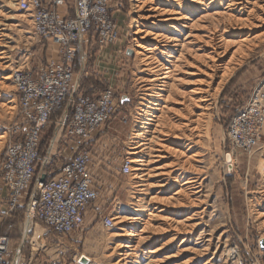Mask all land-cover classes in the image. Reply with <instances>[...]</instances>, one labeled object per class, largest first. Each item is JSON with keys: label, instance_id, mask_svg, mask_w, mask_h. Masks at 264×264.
Instances as JSON below:
<instances>
[{"label": "rangeland", "instance_id": "374dc122", "mask_svg": "<svg viewBox=\"0 0 264 264\" xmlns=\"http://www.w3.org/2000/svg\"><path fill=\"white\" fill-rule=\"evenodd\" d=\"M16 2L0 0V51L6 53V59H0V164L7 143L17 137L14 132L22 123L12 71L54 63L59 53L56 45L35 37L31 16L20 11ZM136 5L135 0H109L118 39L105 46L93 36L91 47L75 54L77 89L51 116L46 130L52 133L53 123L70 108L71 100L79 95L96 97L107 89L113 92L117 106L112 119L89 140L59 138L58 132L50 143L48 136L42 138L41 155L48 161L42 169L46 178H54L78 150L88 151L96 198L77 231L57 236L27 217V194L10 213L16 214L5 216L10 208L0 180V237L10 238V264H80L81 256L90 260L88 264H141L146 252L157 249L152 254L154 264H264V119L250 154L233 147L228 132L232 121L252 103L260 105L264 118V27L255 30L256 38L238 45L227 33L233 23L222 15L227 0L208 13L200 11L191 22L184 20L178 28L181 34L169 32L159 18L155 27H149L164 38L152 53L151 66L144 67L136 42L139 37L134 33ZM210 37L215 39L214 46L227 48L220 70L215 68L214 78L207 82L212 69L204 54L210 52ZM224 39L230 41L228 46ZM143 45L154 48L150 40ZM105 48L118 54L108 76L100 73L105 64L97 58ZM167 68L173 71L164 80ZM5 77L7 81L2 80ZM152 79L157 81L152 83ZM163 81L174 85L166 91ZM199 87L208 99L200 106L188 95ZM157 92L164 98H156ZM226 154L231 156L230 163ZM137 160H144L143 166ZM125 163L131 168L127 175L121 171ZM136 168L141 170L133 171ZM160 171L170 174L165 188H158L165 178L155 176ZM189 178L193 183L184 185ZM137 207L143 221L133 224L128 219ZM159 215L171 220L168 232L164 229L168 224ZM185 216L191 219L176 224ZM104 218L112 219V229L103 226ZM143 222H147L145 228ZM127 244L130 249L124 248Z\"/></svg>", "mask_w": 264, "mask_h": 264}, {"label": "built area", "instance_id": "2783aa9c", "mask_svg": "<svg viewBox=\"0 0 264 264\" xmlns=\"http://www.w3.org/2000/svg\"><path fill=\"white\" fill-rule=\"evenodd\" d=\"M16 3L20 11L31 16L35 37L50 41L59 53L54 63L16 68L11 73L22 123L14 132L17 137L5 147L0 180L8 193L10 211L19 205L25 193L27 215L53 234L65 237L78 230L96 198L91 160L88 151L78 150L62 164L54 178L40 182L41 175H45L42 169L48 164L46 155H41L42 130L54 112L66 103L73 88L77 89L78 79L73 72L75 45L89 35L102 45H113L118 39V29L110 14L109 0L46 3L17 0ZM116 110L111 89L96 97L79 95L70 101V108L59 117L55 128L69 140H89L112 119ZM236 118L229 127V138L233 147L250 154L262 129L260 105L250 104ZM130 169L128 163L121 167L126 175ZM34 183L35 189L30 191ZM102 223L105 228H113L111 218H104ZM10 254L9 239L0 237V264H10Z\"/></svg>", "mask_w": 264, "mask_h": 264}, {"label": "bare ground", "instance_id": "6f19581e", "mask_svg": "<svg viewBox=\"0 0 264 264\" xmlns=\"http://www.w3.org/2000/svg\"><path fill=\"white\" fill-rule=\"evenodd\" d=\"M12 1H16V0H12ZM204 1L205 0H172V2L170 1L167 4H161V3H157V1L156 2H152V1L147 2V1L135 0V2H137L138 5H136V7H135V8H137V10H135L136 14H137V16H136L137 19H135L136 21L134 23L136 24L135 27H137V28H136V31L134 33L136 35H138V37H139V41H136V42L138 43L137 47L141 48V50H142V52L139 55L143 58L141 60H142V63L144 64V67L150 65V62L152 61V59L154 57V54H152V53H154V51L156 50V47L159 46V42H161V40L164 38L163 34H161L159 31L157 32V31H153V28L151 29V27L156 26L157 20L159 18H162L163 22H165V24L167 25V29L169 32L181 34V31H179L178 28L181 27L180 25L184 20L191 22V21H193L191 18H195L196 15H198L200 11H202V12L211 11L215 7L220 6L222 4V2L225 0H207V1H209L208 4H204ZM204 5H205V9L200 10V6H204ZM225 10H226L225 13L222 15L229 16L230 22L233 23V24H231V26L228 30L226 29L227 33L233 39L235 38L238 40L236 42V43H238V45L245 44L248 40L250 41L252 38H256L255 37V30L261 29L264 27V0H227V7L225 8ZM208 15H210V13ZM210 16H212V14ZM210 18H212V17H210ZM139 21H141L143 24L142 23L139 24L140 23ZM149 26H151V27H149ZM186 28L190 29L189 26L184 27V29H186ZM0 35H1L0 37L3 36L1 33V30H0ZM212 35H213V33H212ZM173 39H174V41H177L176 38H173ZM216 39L219 41L220 38L219 39L216 38ZM221 39H222V37H221ZM149 40L152 41L153 46H151V47H154V48H145L144 47L143 44H145V42H147ZM214 40H215L214 38L210 37L208 42L206 41L207 44H210L211 46H209L210 52L207 53V51H206L204 55H205L206 59L209 60L208 61V62H210L209 67H210V69H212V70H209L210 73L208 75H206V77L208 76L206 78V81L207 80L209 81V80L214 78L213 71L215 70V68L220 70L219 68L221 66H220L219 62L221 61V58L223 57V55H225L226 48H227L223 44L225 43L228 46V42H230V41H226L224 39L225 42L223 44L220 43V45H223L225 47L224 48L223 46H220V47L218 45L214 46L215 45ZM221 41H223V40H220V42ZM142 42H144V43H142ZM207 44L205 43V45H207ZM207 48H208V45H207ZM209 49H208V51H209ZM5 54H6L5 51H0V59L1 60L6 59V58H4ZM174 64L175 63H173V65ZM222 65H223L222 66V68H223L226 64H222ZM172 71L170 70V68H167L166 77H164L162 79L168 80L169 77L171 76ZM221 72L222 71H220L219 73H221ZM151 73L154 74V72H152V71H151ZM10 78H11V75H10ZM2 80L7 81L8 77L3 78ZM171 80H173V79H171ZM149 81L152 83H155L157 80L152 79ZM175 81H176V79H175ZM170 83L171 82L163 81V87H164V89H166V91L168 90V86L173 84V82L171 84ZM205 92L206 91H203V88L199 87V88H195L194 90L189 92L188 95H193L192 96V97H194L193 98V104L196 103V105L200 106V105H204L208 101V99L206 97H204ZM163 96L164 95L161 94L160 92H157V95H155L156 98H164ZM152 102H156V100L154 99V100H152ZM152 102L150 103L152 106L158 107V105H156L155 103H152ZM160 110L161 109L159 108L158 111H160ZM153 118H157V116L153 115ZM134 149H136V148H133L132 150H134ZM139 153L140 152H133L132 154L135 155V154H139ZM132 162H134V160ZM137 162H138V166L140 167V166H143L144 160H137ZM140 170H141L140 168H136L133 171H140ZM156 170H161V168H156ZM168 174L169 173H167V172L160 171V172H158L157 175H155L156 177L158 176L161 178H162V175L165 176V178L163 180H160V183L158 184L159 185L158 188H165L168 186V179H169ZM42 176H44V175H41V177ZM166 176H168V177H166ZM41 177H40V179H41ZM135 177H136V175H135ZM175 181H177V180H175ZM191 183H193V179L189 178V179H186L185 183H183V184L186 185V184H191ZM30 188H29V190H30ZM176 194H178V191L176 193L174 192V195H176ZM153 200H155V199L152 198L150 203L153 204L154 203ZM7 202H8V193H7ZM25 207H26V205H25ZM158 209H159L158 210L159 213H162L161 211H163V209L162 208H158ZM139 211H140V209L137 207L135 210L136 214L133 217L128 219L131 223L136 224V223H140L143 221L139 217ZM25 214L27 215L26 209H25ZM27 217H29L31 219V216L29 214L27 215ZM149 217H152L151 212H149V214L147 215V218H149ZM160 217H162L161 219L164 223L168 224V221H171L169 219V217H165L163 215H161ZM190 219H191V217L185 216L183 221H180V222L178 221V223H176V224H179V223L181 224L182 222L189 221ZM34 221H36V220H34ZM27 222H29V221H27ZM36 222L40 223L38 221H36ZM146 223L147 222L142 223V226H144V228L146 226L145 225ZM40 224L43 225L42 223H40ZM169 224H168L167 228H164V229H168ZM195 225H197V224H195ZM27 228H29V226H26V230H28ZM169 229H170V227H169ZM169 229L166 231L168 232ZM173 231H174V229H173ZM175 231H176V229H175ZM121 247H123V246H121ZM124 248L130 249L131 246L129 244H127L126 246H124ZM157 251H158V249L151 251V252H146L145 257H144V261L141 264H154V262L156 260H155V257H152V254H156ZM78 261H79L78 263H80V264H88L90 262V260L85 256H81L80 258H78Z\"/></svg>", "mask_w": 264, "mask_h": 264}, {"label": "crops", "instance_id": "0c3cea01", "mask_svg": "<svg viewBox=\"0 0 264 264\" xmlns=\"http://www.w3.org/2000/svg\"><path fill=\"white\" fill-rule=\"evenodd\" d=\"M43 2H48V0H43ZM93 40H94V37L92 36V35H89L88 37H87V39H85L84 41H82L81 43H79V44H76L75 45V47H76V53L77 52H80V50L82 49L83 50V52H84V50H86V49H89L91 46H89V45H91V43L93 42ZM113 48V47H112ZM115 48V47H114ZM87 51V50H86ZM117 53L115 52V51H107V49L105 48L104 49V51H102L101 53L99 52V54H98V56H97V58L99 59H101V60H103V64H105L104 65V68H103V72H100V73H103L105 76H108L109 75V72L110 71H114V66H115V64H114V60L115 59H117V58H115L117 55H116ZM108 58L109 59H111V60H108ZM105 59H107V62L105 63ZM58 60V58L56 59V61ZM82 71V69L80 68V71L79 72H81ZM106 71V72H105ZM56 121V120H55ZM54 125H53V127H51L52 128V133L51 134H49L48 132H47V130H46V128H44L43 130H42V138H43V136L44 137H47L48 136V142L50 143L51 142V139H52V137L54 136V135H56V132H57V130H56V128H55V123H53ZM58 135H59V138H60V136H61V134L60 133H58ZM66 139V138H65ZM62 140H63V138H62ZM51 150V149H50ZM52 151V150H51ZM5 188V187H4ZM5 191H6V189H5ZM6 195H7V191H6ZM8 203H7V197H6V205H7ZM18 207H19V205H18ZM25 207V206H24ZM10 208V207H9ZM17 208V207H16ZM13 211V210H12ZM12 211H10V209H7L6 210V212L4 213V215L5 216H8V217H10L11 215H15L16 213H13V214H10V213H12ZM43 226V225H42ZM41 234V233H40ZM6 237V236H5ZM9 240H10V238H8ZM19 247H16V251L18 252V250H19V248H20V245H18Z\"/></svg>", "mask_w": 264, "mask_h": 264}, {"label": "water", "instance_id": "95a60500", "mask_svg": "<svg viewBox=\"0 0 264 264\" xmlns=\"http://www.w3.org/2000/svg\"><path fill=\"white\" fill-rule=\"evenodd\" d=\"M225 160H226L227 163H230V161H231V156H230L229 154H226V155H225ZM45 178H46L45 175L42 176L41 179H40V182H44V181H45Z\"/></svg>", "mask_w": 264, "mask_h": 264}, {"label": "trees", "instance_id": "16d2710c", "mask_svg": "<svg viewBox=\"0 0 264 264\" xmlns=\"http://www.w3.org/2000/svg\"><path fill=\"white\" fill-rule=\"evenodd\" d=\"M59 109H60V108H59ZM59 109H57V110H59ZM57 110H56V111H57ZM56 111H55V112H56ZM55 112H54V113H55ZM61 115H62V114H61ZM61 115H60V116H61ZM60 116H59V117H60Z\"/></svg>", "mask_w": 264, "mask_h": 264}]
</instances>
